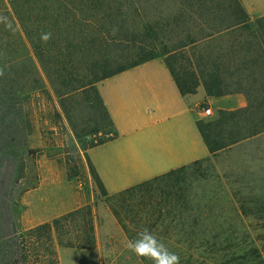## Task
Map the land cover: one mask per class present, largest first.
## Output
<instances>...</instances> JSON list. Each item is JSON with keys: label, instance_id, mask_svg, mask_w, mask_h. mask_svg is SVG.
<instances>
[{"label": "trees", "instance_id": "1", "mask_svg": "<svg viewBox=\"0 0 264 264\" xmlns=\"http://www.w3.org/2000/svg\"><path fill=\"white\" fill-rule=\"evenodd\" d=\"M8 1L12 11L0 9V15L8 17L12 29L20 26L29 40L83 149L107 139L87 144L83 137L107 128L110 133L113 128L97 84L157 57L164 58L183 95L196 92L201 84L211 97L236 92L246 95L247 106L219 110L212 119L198 120L213 157L264 136V55L241 56L262 61L258 69L241 70L234 66L237 54L216 53L217 48L225 47L264 48V16L249 22L239 0ZM177 1L179 4L171 6ZM14 32L0 23V67L5 70L0 76V264H30L33 259L60 264L58 246L95 247L94 207L100 196L109 193L89 164L96 184L94 205L35 225L28 231L29 238L19 231L11 202V189L18 180L17 161L10 147L19 138L27 144V135L16 124L23 109L20 100L43 86H29L27 75L22 84L16 72L7 70L12 68L7 64L17 48L10 40ZM45 33H51L47 42L41 39ZM241 33L248 37L241 40ZM77 96L94 111L90 117L94 126L82 133L77 131L71 109L65 104L66 98ZM189 169L180 168L152 180H165L177 188L164 191L156 205L151 199L152 213H128L132 218L127 220L141 222L146 216L157 236H177L176 244L167 247L180 256V264H264V224L257 228L248 224L256 219L264 221V195L243 194V185L241 195L236 192L228 198L231 213L216 211V194L193 195L181 184ZM152 181L114 198L141 191ZM116 213L121 217V212ZM147 264L152 261L147 260Z\"/></svg>", "mask_w": 264, "mask_h": 264}, {"label": "rangeland", "instance_id": "2", "mask_svg": "<svg viewBox=\"0 0 264 264\" xmlns=\"http://www.w3.org/2000/svg\"><path fill=\"white\" fill-rule=\"evenodd\" d=\"M0 9L12 11L8 0H0ZM10 40L15 41L17 48L15 47L16 50L11 55L10 62L6 63L8 67H12L7 70L12 73L16 72L22 84L23 80H27L26 78L30 76L29 86H43L41 89H35L24 101L20 100L23 109L16 117V124L23 134L27 135V144H22V139L19 138L15 146L10 147L16 156L18 179L11 189L12 208L19 231L29 238V229L36 225L30 211L29 191L31 189L42 183L45 188L41 196L42 203L38 205L46 209L45 198L48 197L49 210L58 208L62 211L90 200L92 189H94L95 197L96 184L90 168L82 163V158L85 160L84 150L73 133L72 125L62 111L60 100L43 72L39 60L34 55L29 40L21 32L20 26L15 27L14 35ZM24 75L27 77H23ZM81 102V96L68 97L65 100V104L71 109L72 121L80 133L94 126V122L90 119L93 110L88 109ZM107 130L108 128L102 129L97 134L86 135L82 140L88 144L92 140L106 138L108 137ZM54 179L57 181L55 182ZM181 184L188 186L193 195L204 193L205 196H212L216 194L219 201L217 205H214V209L225 213L232 212V207L228 202L229 196L236 192L241 195L243 185V194L264 195V136L240 144L233 150L222 152L209 160L200 161L188 170ZM173 185L165 180H158L152 181L141 191L128 194L129 196L116 198L100 196L97 223L99 228L102 227V230L98 231L101 240V261H99L98 251L68 249L62 252L64 247L61 246H58V257L62 252L64 264H147L146 259L137 261L133 253L125 247L127 241L123 233L108 232L103 229L108 225L111 227V224L115 222L107 208L112 209L113 212H121L123 220L132 218L131 215L128 216V213L139 206L146 207L145 212L152 213L154 207H151L150 200L153 199L155 205L159 202L158 200L161 202L164 191L176 190L177 187L173 188ZM148 219L150 220L145 216L142 222L152 224ZM131 222L135 220L132 219ZM206 224L214 225L210 222ZM248 224L252 228H257L263 226L264 221L256 219L249 221ZM158 238L166 246L175 245L179 240L177 236L164 239L160 235ZM30 264H47V262L44 260L38 262L33 259Z\"/></svg>", "mask_w": 264, "mask_h": 264}, {"label": "crops", "instance_id": "3", "mask_svg": "<svg viewBox=\"0 0 264 264\" xmlns=\"http://www.w3.org/2000/svg\"><path fill=\"white\" fill-rule=\"evenodd\" d=\"M177 4L178 1L176 4L171 3V6L175 7ZM239 4L247 14L249 22H255L264 16V0H239ZM210 5L213 3L211 2ZM246 37L248 36L245 33H241V40ZM218 52L237 54L239 57L234 66L238 69H258L262 65V61L256 60L258 57L241 56L264 55V48L225 47L217 48L216 53ZM97 87L108 109L113 128L105 141L87 149L82 148L85 158V160L82 158V163L88 165L87 167H90L89 164L94 167L109 193L107 197H115L180 168H191L199 161L212 158L213 153L202 136L198 120L212 119L217 116L219 110H234L248 104L243 92L211 97L207 95L202 84L196 92L183 95L162 57L153 58L114 74L100 81ZM208 107L211 108L212 113L205 115L203 110ZM91 185L93 186L92 181ZM44 188L41 183L29 191L31 216L35 219L36 225L95 203L94 189H92L90 200L62 211L58 208L49 210L47 202L49 198L46 197L45 209L38 205L42 203ZM131 196L136 198L134 195ZM94 209L97 234L95 247H64L62 252L68 249L91 252L95 250L98 251L101 261V240L98 231L102 230V227L99 228L97 223L98 206ZM109 209L107 208L115 222L111 227L106 225L107 227L103 229L108 232L123 233L127 242L134 239L136 233L144 227L154 229L142 221L123 220L116 212ZM143 210L146 208L139 206L129 213L143 215ZM62 252L59 255L60 264H64ZM137 261L142 259L137 258Z\"/></svg>", "mask_w": 264, "mask_h": 264}, {"label": "clouds", "instance_id": "4", "mask_svg": "<svg viewBox=\"0 0 264 264\" xmlns=\"http://www.w3.org/2000/svg\"><path fill=\"white\" fill-rule=\"evenodd\" d=\"M0 23H4L6 29H12V23L8 17L0 15ZM51 33L42 34L41 39L47 42ZM4 68L0 67V76L4 75ZM125 247L139 259L152 261V264H180V256L168 249L157 235L148 229L142 228L136 233L134 239L129 240Z\"/></svg>", "mask_w": 264, "mask_h": 264}, {"label": "built area", "instance_id": "5", "mask_svg": "<svg viewBox=\"0 0 264 264\" xmlns=\"http://www.w3.org/2000/svg\"><path fill=\"white\" fill-rule=\"evenodd\" d=\"M203 112H204L205 115H210L212 113V110H211V108L208 107V108H205L203 110Z\"/></svg>", "mask_w": 264, "mask_h": 264}]
</instances>
